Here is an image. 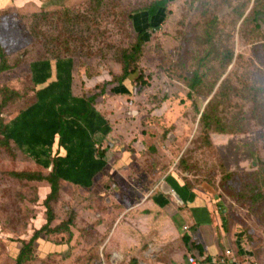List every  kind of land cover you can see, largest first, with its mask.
I'll return each instance as SVG.
<instances>
[{
    "label": "rangeland",
    "instance_id": "1",
    "mask_svg": "<svg viewBox=\"0 0 264 264\" xmlns=\"http://www.w3.org/2000/svg\"><path fill=\"white\" fill-rule=\"evenodd\" d=\"M156 1L0 0V65L2 58L9 66L0 73V127L36 102L42 86L34 84L33 63L51 62L50 83L55 63L72 61L75 93L95 96L111 121L104 145L132 152L128 169L108 164L106 189L115 190L108 196L131 207L159 192L160 178L176 176L216 201L234 235L220 237L223 252L212 262L264 264V0L168 2L138 60H129L135 74L123 80L138 39L131 17ZM121 84L128 94H119ZM50 171L12 141L5 145L0 129V264H16L48 221L49 183L15 173ZM89 194L61 183L54 219L24 264H129L141 255L139 264H188L195 257H177L178 242L164 245L157 261L149 249L155 241L142 240L140 251H108L118 214L104 234L105 203L99 199L92 214ZM45 242L57 247L44 251Z\"/></svg>",
    "mask_w": 264,
    "mask_h": 264
},
{
    "label": "trees",
    "instance_id": "2",
    "mask_svg": "<svg viewBox=\"0 0 264 264\" xmlns=\"http://www.w3.org/2000/svg\"><path fill=\"white\" fill-rule=\"evenodd\" d=\"M173 1L175 0L153 2L148 9L132 15L138 39L131 53L125 56L123 80L135 74L134 70L131 72L127 70L129 60L134 62L138 60L143 45L149 40L150 30H157L160 27L166 17V5ZM55 68L56 78L48 83L52 78L51 62L45 60L32 64L34 84L36 87L42 86L37 89L36 102L20 112L10 123L0 127L5 145L12 141L20 151L33 159L37 166L51 169L47 176L15 173L19 179L45 180L51 187L46 199L47 224L35 233L28 244H25L17 258V264H24L27 258H30L34 243L53 221L52 202L58 198L60 182L91 188L95 177L107 166L106 152L102 146L105 138L113 131L110 122L96 110L95 96L73 95L72 61H57ZM8 69L9 66L1 58L0 73ZM198 81L192 85H197ZM128 93V89L121 84L119 94ZM5 104L6 101L3 100L2 106ZM62 150L65 155H60ZM189 241L190 239L186 240L187 243ZM193 247L199 248L200 253H203L201 247L195 245ZM212 259L208 256L200 263H210ZM129 264H139V261L133 258Z\"/></svg>",
    "mask_w": 264,
    "mask_h": 264
},
{
    "label": "crops",
    "instance_id": "3",
    "mask_svg": "<svg viewBox=\"0 0 264 264\" xmlns=\"http://www.w3.org/2000/svg\"><path fill=\"white\" fill-rule=\"evenodd\" d=\"M72 92L76 97H84L75 93L73 81ZM91 96L92 94H89L87 97ZM101 106L103 107L102 103ZM95 108L111 124L109 118L100 111L101 109H99L97 104H95ZM109 137L110 135L105 138L103 145ZM102 147L106 152L107 166L102 173L95 177L91 188H84L64 181H61L60 185L61 183L70 184L84 189L89 193L91 191V194L88 195L87 202L91 207L90 212L92 214L94 213L93 208L97 207L99 199L102 200L103 204L105 203L104 210L100 215L104 234L107 233L106 225L110 217L114 214H118V220L114 227L113 234L111 235L110 232L108 233L110 236L109 242L112 241V250L108 249V251L122 252L131 251V249L140 251L141 241L143 240V243H149L150 241L156 242V244L149 245V249L152 253L150 257L155 261L161 256L160 251L164 245L175 244L176 242H178L177 245L180 247L176 252L177 257L180 255L183 256L185 253L189 255L190 253L194 255L199 262L206 259L208 256L215 259V257L223 252L221 250L220 237L229 234L230 239H233L234 235L232 232H229L225 225V219L217 211V207L215 206L216 201H207L206 195L204 194L207 193L206 191L191 188L185 185L182 180H179L178 177L169 174L160 178L163 183L160 184L161 190L159 192H156L153 196H149V194L143 195L140 197V202H134L131 207H124V204L116 198L115 194L110 197L108 196L109 192H114L115 190L106 189L109 177H105V170L108 169V164L112 163L113 167L116 165L117 170L119 169L118 172L123 165L125 166L121 170L128 169L126 167L130 165V163H127L130 162L132 152L126 150V148L119 149L118 147L117 149H119L120 152L115 149L113 144H110L109 147L105 145ZM60 155H65V152L62 150ZM133 157L136 158L137 155H132V158ZM37 182L40 181L38 180ZM99 185H101V189L97 191ZM164 185L167 189L175 193L174 198H170L169 194H166V187H164ZM116 202L120 211L115 210L114 204ZM125 220L129 222L126 223ZM126 226L128 229L125 228ZM185 227H188V230H185ZM187 239H190L189 243L186 242ZM54 244L45 242L43 244L44 251H51L52 248L57 247L56 244ZM193 245L201 247L203 253L201 254L199 248H194ZM20 252L21 250L19 249V254ZM250 256L252 257L253 255ZM137 258L136 259L140 261L143 257L141 255Z\"/></svg>",
    "mask_w": 264,
    "mask_h": 264
},
{
    "label": "built area",
    "instance_id": "4",
    "mask_svg": "<svg viewBox=\"0 0 264 264\" xmlns=\"http://www.w3.org/2000/svg\"><path fill=\"white\" fill-rule=\"evenodd\" d=\"M188 227H185V230H187ZM225 263V262H222ZM189 264H200V262L197 261L196 258H194L193 256H189Z\"/></svg>",
    "mask_w": 264,
    "mask_h": 264
},
{
    "label": "water",
    "instance_id": "5",
    "mask_svg": "<svg viewBox=\"0 0 264 264\" xmlns=\"http://www.w3.org/2000/svg\"><path fill=\"white\" fill-rule=\"evenodd\" d=\"M200 264H228V263H222V262H210V263H200Z\"/></svg>",
    "mask_w": 264,
    "mask_h": 264
}]
</instances>
